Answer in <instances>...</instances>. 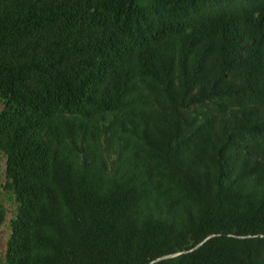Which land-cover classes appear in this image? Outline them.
I'll return each mask as SVG.
<instances>
[{
	"label": "trees",
	"instance_id": "obj_1",
	"mask_svg": "<svg viewBox=\"0 0 264 264\" xmlns=\"http://www.w3.org/2000/svg\"><path fill=\"white\" fill-rule=\"evenodd\" d=\"M0 153V264H264V0H0Z\"/></svg>",
	"mask_w": 264,
	"mask_h": 264
},
{
	"label": "rangeland",
	"instance_id": "obj_2",
	"mask_svg": "<svg viewBox=\"0 0 264 264\" xmlns=\"http://www.w3.org/2000/svg\"><path fill=\"white\" fill-rule=\"evenodd\" d=\"M4 156L0 153V184L3 180ZM0 206L4 210V220L0 224V259L2 257L5 240L9 233V220L14 216L15 201L10 192L4 191L0 188Z\"/></svg>",
	"mask_w": 264,
	"mask_h": 264
},
{
	"label": "water",
	"instance_id": "obj_3",
	"mask_svg": "<svg viewBox=\"0 0 264 264\" xmlns=\"http://www.w3.org/2000/svg\"><path fill=\"white\" fill-rule=\"evenodd\" d=\"M212 236H214V235L213 234H210V235L205 236L201 241H199L198 243H196L193 247H191L188 250H183V251H179V252H175V253H171V254L161 255L159 257H156V258L150 260L147 264H153V263L158 262L160 260L167 259V258H171V257H174V256L179 255L181 253H185L187 251H191V250L197 249L198 247H200L205 241H207ZM235 237L236 238H246V237H250V235H246V236H235Z\"/></svg>",
	"mask_w": 264,
	"mask_h": 264
}]
</instances>
